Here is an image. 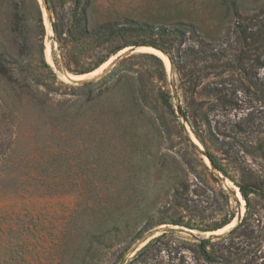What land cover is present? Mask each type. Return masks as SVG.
<instances>
[{"label": "rangeland", "instance_id": "rangeland-1", "mask_svg": "<svg viewBox=\"0 0 264 264\" xmlns=\"http://www.w3.org/2000/svg\"><path fill=\"white\" fill-rule=\"evenodd\" d=\"M16 1L0 0V42L7 27L3 13L14 16ZM51 3L58 12H77L81 28L85 23L93 29L133 20L183 30L186 43L180 45L176 35L161 41L176 66L167 54L170 62L140 48L145 46H127L93 72L77 75L73 71L92 68L101 53H83L70 43L60 48L46 27L45 58L66 84L56 97L72 103L81 84L96 85L85 96L93 99L85 106V115L68 116L64 132L54 130L51 118L40 110L25 112L17 120L14 144L0 163V264H55L58 240L65 243L63 237L70 234L76 236L79 264L84 237L98 224V217L89 219L82 209L104 192L109 193L106 200L123 206L126 214L144 210L143 225L149 215L154 216L151 224L162 223L134 245L142 248L150 235L167 233L153 264H264V199L253 195L251 218L230 234L243 221L246 202L235 184L211 165L193 134L198 132L237 182L251 174L264 179V93L259 85L264 82V41L249 38L244 43L239 29L264 21V0ZM40 4L46 21L47 5ZM188 47L200 57L188 54ZM148 55L161 59L164 71ZM61 74L83 81L74 83ZM135 88L150 91L147 101H132ZM159 90L168 94L171 107L156 101ZM136 106L143 113L138 115ZM186 154L196 160L194 170L185 163ZM222 189L230 195L228 202L219 195ZM178 194L187 197L189 205H199L202 213L173 209ZM233 212L236 218L214 232L169 224L181 216L185 221L193 217L205 227ZM208 239L212 242L208 249L225 260L208 262L196 253V245ZM67 253L70 259L72 252Z\"/></svg>", "mask_w": 264, "mask_h": 264}, {"label": "trees", "instance_id": "trees-1", "mask_svg": "<svg viewBox=\"0 0 264 264\" xmlns=\"http://www.w3.org/2000/svg\"><path fill=\"white\" fill-rule=\"evenodd\" d=\"M48 11L54 15L52 20V29L54 32V40L63 48L68 43L79 48V51L94 52L99 50L100 58L92 68L76 70L77 75H84L93 72L100 66L105 64L112 56L117 55L127 46H149L157 48L165 52L172 64L176 66L174 56L170 49L165 46L162 39L176 35L180 39V45L186 43V33L183 30L173 28L166 29L165 27H156L147 23H140L133 20L125 22H108L99 25L93 29H89L88 24H84L81 28L77 18V12L73 14L58 12L53 7L51 0H45ZM79 3V2H78ZM14 16L6 15V29L4 30V42H0V163L7 158L14 144V128L17 120L25 112L40 110L51 118L54 130L61 129L65 131L63 123L68 116L74 115L75 118H80L85 115V106L93 99L85 98L91 95L92 88L96 85L94 82L81 84V92L78 99L72 103L70 101L57 98V95H62L59 92L61 86H65V82L61 81L53 67L45 58V38L47 35L45 19L43 15V6L39 0H17L14 4ZM10 15V14H9ZM86 21V19H85ZM240 38L245 43L249 38L254 41H264V21L259 20L255 23L245 26H239ZM124 43V44H121ZM105 51V52H104ZM187 53L192 52L196 57H200L199 51L194 47H188ZM185 51V52H186ZM104 52V54H103ZM201 53V52H200ZM158 62L164 71L163 61L154 55H148ZM213 57H215L213 55ZM260 89L264 93V82H260ZM90 88L91 91H87ZM113 88L108 86V91ZM150 91L143 92L140 89H133L131 99L137 103L141 98L144 101L150 97ZM156 101H159L163 106L171 107L170 97L163 90L157 92ZM109 101V98L107 99ZM138 115L143 113L138 110ZM101 115V114H98ZM73 117V116H72ZM193 134L197 141L204 147L212 165L225 178L230 179L239 189L240 194L246 202V214L243 221L233 229L230 234L236 233L242 228L251 218V209L253 206V195L264 199V179L258 178L251 174L247 179L237 182L235 178L230 176L225 167L218 162L215 155L210 151L204 142L203 138L196 132ZM193 149H197L194 144H191ZM263 149V148H262ZM246 151H251L247 148ZM191 157V156H190ZM185 163L189 169L194 170L196 160L189 159L185 156ZM208 170V168H207ZM212 174V173H211ZM213 175V174H212ZM216 182L218 180L214 178ZM221 195L227 202L230 200V195L223 189ZM108 192H104L101 197L94 200V204H87L82 210L86 217H98V224L95 225L96 230L87 232L83 240V251L79 264H120L129 250L141 240L147 233L162 223L151 224L154 216H148L144 225L142 224V216L146 215L144 210L135 211L134 214H126V211L118 203L108 202L106 197ZM190 200L181 195H175L172 208L182 209L190 212L192 215L202 211L199 205H189ZM236 213H231L219 223L208 224L205 227L198 225L193 217L185 221L181 216L171 219L169 224L181 226L191 230H200L204 232L218 231L235 218ZM141 224L140 227H138ZM143 225V226H142ZM167 233L152 239L148 244L142 247L133 257L125 260V264H153L155 252L158 249V244ZM66 239V240H65ZM58 240L53 262L55 264H65L66 260L71 264L77 261V247H75L76 236L63 237ZM211 240H204L196 245V253L208 262H216L225 260L215 256L208 249L211 245ZM65 245V246H64ZM65 248V251H64ZM70 253V259L67 257Z\"/></svg>", "mask_w": 264, "mask_h": 264}, {"label": "water", "instance_id": "water-1", "mask_svg": "<svg viewBox=\"0 0 264 264\" xmlns=\"http://www.w3.org/2000/svg\"><path fill=\"white\" fill-rule=\"evenodd\" d=\"M43 2H44V4H45V6H46V3H45V0H42ZM46 9H47V6H46ZM48 10V9H47ZM50 24H51V29H52V20L50 19ZM52 32H53V29H52ZM139 47H136V49H138ZM154 48V47H153ZM155 49H157V48H155ZM157 50H159V49H157ZM159 51H161V50H159ZM162 53H165V52H163V51H161ZM166 54V53H165ZM117 61H119V59L117 60ZM68 74V73H67ZM89 74V73H88ZM68 80L69 81H71V82H74V83H78V82H81V81H83V80H72L71 78H68ZM85 81V80H84ZM92 81V80H91ZM86 82V81H85ZM206 156H207V158H208V155H207V153H206ZM208 160H209V158H208ZM209 162L211 163V161L209 160ZM211 165H212V163H211ZM213 166V165H212ZM214 167V166H213ZM215 168V167H214ZM216 169V168H215ZM239 225V224H238ZM237 227V226H236ZM235 227V228H236ZM235 228H233V229H235ZM232 229V230H233ZM231 230V231H232ZM155 235V234H154ZM153 234L152 235H150L148 238H146V239H144V241L143 242H146L145 243V245L146 244H148L154 237ZM145 238V237H144ZM144 245V246H145ZM143 246V247H144ZM142 248H139V247H137V246H134V247H132L130 250H129V252L127 253V255L125 256V258H124V262H125V260H127V258L129 257V256H131L132 254H136L139 250H141ZM128 256V257H127Z\"/></svg>", "mask_w": 264, "mask_h": 264}, {"label": "bare ground", "instance_id": "bare-ground-1", "mask_svg": "<svg viewBox=\"0 0 264 264\" xmlns=\"http://www.w3.org/2000/svg\"><path fill=\"white\" fill-rule=\"evenodd\" d=\"M40 2H43L42 0H39ZM44 13H45V17H46V21H45V23H46V27H47V30L49 31V32H51V24H50V20H49V13H48V10L45 8L44 9ZM140 48H142V49H146V50H152V51H154V52H157L158 54H160L163 58H165L166 60H167V62H170V60L168 59V56L166 55V54H164V53H162V52H160L159 50H157V49H155V48H153V47H149V46H145V47H140ZM62 76H64L67 80H68V76L65 74V75H63V74H61ZM239 221V220H238ZM234 224H232L231 226H233Z\"/></svg>", "mask_w": 264, "mask_h": 264}]
</instances>
